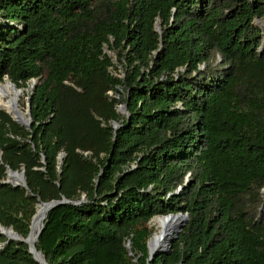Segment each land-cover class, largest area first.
<instances>
[{"label":"trees","instance_id":"trees-1","mask_svg":"<svg viewBox=\"0 0 264 264\" xmlns=\"http://www.w3.org/2000/svg\"><path fill=\"white\" fill-rule=\"evenodd\" d=\"M262 19L264 0H0V83L36 80L31 127L0 108V224L25 238L65 197L48 264H264ZM178 212L149 261L150 221ZM0 264L40 263L10 239Z\"/></svg>","mask_w":264,"mask_h":264},{"label":"bare ground","instance_id":"bare-ground-1","mask_svg":"<svg viewBox=\"0 0 264 264\" xmlns=\"http://www.w3.org/2000/svg\"><path fill=\"white\" fill-rule=\"evenodd\" d=\"M23 92V89H19L15 84L9 81L3 82L0 87V99H4L1 103V108L8 111L15 119L27 121V113L20 107L19 98ZM10 181L13 183L19 182V177L16 175L10 176ZM48 210L44 204H40L37 210L36 216L32 223V232L30 236V244L34 248L37 240V234L41 229L44 219ZM181 217L159 216L157 218V231L151 238V248L158 246L157 249L162 248L170 243L171 235L174 230L180 225ZM36 258L40 262H45L44 257L40 252H35Z\"/></svg>","mask_w":264,"mask_h":264},{"label":"water","instance_id":"water-1","mask_svg":"<svg viewBox=\"0 0 264 264\" xmlns=\"http://www.w3.org/2000/svg\"><path fill=\"white\" fill-rule=\"evenodd\" d=\"M157 29L160 30V25L159 23L157 24ZM5 81H9L10 83L14 84L8 77H6ZM1 84L0 83V87H1ZM36 84V81L34 80V84L33 86ZM21 89V88H19ZM1 108V106H0ZM2 109V108H1ZM4 110V109H3ZM126 105H120L118 106V111H126ZM6 111V110H5ZM8 114H10L8 111H6ZM27 121H22V120H17L15 119L11 114L12 118L16 121V122H19L21 123L22 125H25L26 127H31L32 125V117H31V111H30V103H28V110H27ZM113 126L115 128V131L120 127V125L118 123H113ZM64 154L62 153L61 156H63ZM0 159H2V150L0 149ZM12 175H16L17 177H19V182L18 183H13L12 181H10V176ZM3 183H10L14 186H17V185H21L23 187H27V181H26V174H25V169H22L21 171H17V170H13L11 169L10 167H7V178L6 180L3 181ZM83 200H79V201H74L73 203L75 204H79L81 203ZM70 202L68 199H66L65 197H62V199H55V200H51V201H48V202H43L41 204H44L46 207H47V210L49 211L50 209L56 207L57 205L59 204H62V203H68ZM37 213V211H36ZM36 213L35 215L33 216L32 218V221H31V224H30V232L28 234L27 237H22L20 234H18L13 228H7L5 226H3L2 224H0V234H3L7 237V240L3 243H0V248L5 244L7 243L10 239H14V240H20V241H24L26 243H28L29 245V251L30 253L33 255L34 259L40 263V264H48V262L45 260V257L44 255L36 248V245L35 247L33 248L30 244V236H31V232H32V223H33V220L36 216ZM163 217H168V216H175V217H181V223L180 225L174 230V233L171 235V238H170V243L168 245H165L163 246L162 248L160 249H157L158 246H155L153 248H151L150 246V243H151V238L154 236L155 233L152 234V236L148 239V242H147V246H148V252H149V261L153 260V258L156 256V254L158 253H166V252H170L171 249H172V241L177 237V234L181 231L182 227L185 225L187 219H188V214L187 213H183V212H178V213H171V214H168V215H162ZM43 226H44V223L42 224L41 226V229L39 230L38 234H37V239L40 235V233L42 232L43 230ZM37 241V240H36ZM36 244V243H35ZM40 252L43 257H44V263L43 262H40L37 260L36 258V255H35V252Z\"/></svg>","mask_w":264,"mask_h":264},{"label":"rangeland","instance_id":"rangeland-1","mask_svg":"<svg viewBox=\"0 0 264 264\" xmlns=\"http://www.w3.org/2000/svg\"><path fill=\"white\" fill-rule=\"evenodd\" d=\"M257 24H259V25L264 24V19L257 21ZM107 51H108L111 55H113V57H115V59H114V63H115V65L117 66V68H116V69H113V72L116 73V74H118L119 76L124 75L123 68H122V66H121L120 63H119V60L116 58V54H115L113 51H110V50H108V49H107ZM35 81H36V80H35ZM4 82H6V81H4ZM33 84H34V80L30 81L29 84H28V86H27L26 88H22V89H23V92H22V94H21V96H20V98H19L20 107H21L23 110H25V113H27V110H28L29 94H30V92H31V89L33 88ZM111 94H113V93H111ZM3 101H4V99H0V106H1V103H2ZM120 105H121V104H120ZM120 105H119V106H120ZM119 112L122 113V114H124V115H128V111H127V110H126L125 112H124V111H119ZM27 115H28V114H27ZM188 181H189V176L187 175V177H186V182H188ZM179 189H180V188H178V190H179ZM262 192H263V197H264V189L262 190ZM38 208H39V206H38ZM38 208H37V210H38ZM263 209H264V204H263L262 207H261V213H262ZM159 216H161V215H159ZM159 216H155V217L152 218V220L150 221V226L154 229V232H153V233H155V232L157 231V218H158ZM187 220H188V219H187ZM180 223H181V222H180Z\"/></svg>","mask_w":264,"mask_h":264}]
</instances>
